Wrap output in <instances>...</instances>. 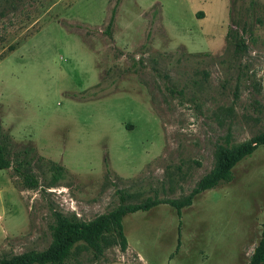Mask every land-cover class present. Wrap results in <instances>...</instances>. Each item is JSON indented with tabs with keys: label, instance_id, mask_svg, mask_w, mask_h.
<instances>
[{
	"label": "rangeland",
	"instance_id": "rangeland-1",
	"mask_svg": "<svg viewBox=\"0 0 264 264\" xmlns=\"http://www.w3.org/2000/svg\"><path fill=\"white\" fill-rule=\"evenodd\" d=\"M254 1L119 0L109 36L116 0H0V144L11 162L0 168V255L46 247L53 210L91 219L118 204L119 188L132 202L186 194L227 134L235 144L263 130L264 0ZM232 170L181 216L168 203L125 214L126 249L95 264H249L264 145Z\"/></svg>",
	"mask_w": 264,
	"mask_h": 264
},
{
	"label": "trees",
	"instance_id": "trees-1",
	"mask_svg": "<svg viewBox=\"0 0 264 264\" xmlns=\"http://www.w3.org/2000/svg\"><path fill=\"white\" fill-rule=\"evenodd\" d=\"M12 5L15 0H7ZM119 0L113 5L106 23L105 33L112 36L111 28L115 21L116 7ZM250 5L255 3L250 0ZM234 4V0H232ZM241 31L247 29L245 21L231 17ZM239 28L229 27L226 32V41L233 45L235 53H241L246 48L245 37L239 32ZM152 35L147 30L146 39ZM264 145V129L252 135L250 138L235 144L230 143L227 134L224 141L218 142L215 147V161L213 167L204 173L189 190L179 197L161 198L157 195L146 196L136 202H132V193L118 189L119 202L112 209L99 213L91 219H83L75 213H64L53 210V222L50 224L51 241L42 248H31L20 253L0 255V264H95L105 256V249L118 245L121 250L127 247V237L123 229L122 219L128 212L147 210L158 203H168L176 209L181 216L182 208L192 203L196 194L229 181L233 176V166L245 156L251 154L259 145ZM11 165L0 144V168ZM54 165V177L61 175L60 166ZM26 186L36 188L39 185L37 177L28 168L23 174ZM181 223H179V226ZM180 228V227H179ZM178 228V240L176 251L180 246V229ZM249 264H264V220L262 222L261 235L250 255Z\"/></svg>",
	"mask_w": 264,
	"mask_h": 264
}]
</instances>
